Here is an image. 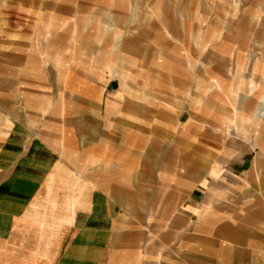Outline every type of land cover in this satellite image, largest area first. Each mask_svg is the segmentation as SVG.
I'll return each mask as SVG.
<instances>
[{"label": "crops", "instance_id": "crops-1", "mask_svg": "<svg viewBox=\"0 0 264 264\" xmlns=\"http://www.w3.org/2000/svg\"><path fill=\"white\" fill-rule=\"evenodd\" d=\"M11 1L9 12L19 29L7 32L2 27L6 2L0 0V30L4 28L0 31V264H148V252L142 247L150 239L145 216L149 210L147 205L134 207L133 200H149L148 183L159 182L147 173L152 144L160 141L162 129L176 128L181 114L151 107L149 89L143 88L155 82L147 75L150 68L139 64L142 59H135L131 77L120 70L121 78L114 71L105 77L98 66L91 76L85 58L75 66L65 53L55 64L53 48H39L35 41L36 10L23 9V0ZM105 1L120 5L117 0ZM247 10L251 21L245 27L252 31V21L258 24L262 15ZM168 14L153 16L148 21L154 24L151 30L139 25L125 39L133 44L137 40L146 49L158 50L159 39H169L165 43L169 45L182 35L177 31L179 20L172 11ZM23 24H29V30H20ZM215 36L223 44L221 31ZM255 40L246 54L253 62L252 75L239 111L221 118L228 134L232 128L242 135L247 127L264 122V114H259L264 95L258 96L254 79L262 45ZM194 43L200 51L205 49L200 31ZM241 51L236 52L238 66L245 58ZM95 59L101 60L98 55ZM210 77L207 86L202 84L205 80L198 81V90L205 95L224 92L222 79ZM124 85L145 93L135 89L120 93ZM54 87H61L62 94L54 97L50 89ZM197 94L199 100L204 97ZM253 144L264 158V140L255 138ZM252 167H258L259 175H237L236 181L222 182L221 197L206 196L204 219L191 226L184 242L178 239V247L189 243L191 264H198L199 248L205 264H264V160H255ZM233 196L236 200L231 203ZM175 197L180 200L182 194ZM188 198V211L198 213L196 195L190 193ZM183 256L175 254V259L187 262Z\"/></svg>", "mask_w": 264, "mask_h": 264}, {"label": "rangeland", "instance_id": "rangeland-1", "mask_svg": "<svg viewBox=\"0 0 264 264\" xmlns=\"http://www.w3.org/2000/svg\"><path fill=\"white\" fill-rule=\"evenodd\" d=\"M35 1L23 0L22 6L36 10L34 30L38 37L35 41L39 48H53L55 64L61 63L62 53H65L71 65L76 66L85 58L86 72L91 76L98 66L105 77H112L114 71L121 78V71L131 77L130 69L137 65L135 59H142L139 64L150 68L147 75L155 82L154 86L143 88V91L149 89L150 100H153L151 107L160 109L164 106L181 114L176 130L161 128L160 141L152 144L157 150L150 151L147 173L155 175L159 182L148 183L149 200L134 199L133 206H148L149 214L145 216L149 219L150 239L142 247L148 252V264H191L188 262L189 243L178 247V239L181 237L184 242L191 226L195 227L204 219L206 196L210 200L221 197L222 182L236 181L237 175H259L258 167L252 166L255 160H264L259 147L253 144L255 138L264 140V122L247 127L242 135L232 128L228 134L221 127V118L239 111L241 96L252 75L253 62L246 54L252 49L254 38L262 45L260 64L254 74L258 84L255 89L259 97L264 95V3L260 5L259 0H117L120 5H113L105 0ZM5 2L7 18L2 27L7 32L19 29L9 12L13 9L9 5L12 1ZM249 8L262 15L258 24L252 21V31L245 27L251 21V15L246 13ZM170 11L179 20L177 31L181 32V38L171 39L169 45H165L169 39H159L158 50L153 46L146 49L139 46L137 40L133 44L131 39H125L139 30V25L151 30L154 24L148 21L155 15L168 16ZM0 25L3 24L0 22ZM161 25L164 29L165 24ZM20 30H29V24H23ZM198 31L206 46L202 51L194 43ZM218 31L224 36L223 44L216 40ZM46 34L48 36L44 38ZM125 41L131 44H125ZM238 50L245 56L239 66L236 64ZM96 55L100 56V61L95 59ZM167 66L175 67L174 71H169ZM181 70L186 71L187 76H182ZM73 73L77 76L78 72ZM210 76L222 79L224 92L209 91L205 95L203 90H198V81L205 80L202 84L207 86ZM166 82L170 83L167 87ZM50 89L54 97L62 94L61 87ZM134 89L137 93H145L140 92L142 88L125 85L120 93ZM198 92L204 95L200 100ZM180 123L182 130L179 133ZM175 193L182 194V198L179 200ZM190 193L196 195L201 205L198 213L193 215L188 211ZM229 200L234 203L236 199L233 196ZM198 250V264H205L202 248ZM175 254L187 256H183L187 262H177Z\"/></svg>", "mask_w": 264, "mask_h": 264}, {"label": "bare ground", "instance_id": "bare-ground-1", "mask_svg": "<svg viewBox=\"0 0 264 264\" xmlns=\"http://www.w3.org/2000/svg\"><path fill=\"white\" fill-rule=\"evenodd\" d=\"M259 107H260L259 114L263 115L264 114V99L262 100V103Z\"/></svg>", "mask_w": 264, "mask_h": 264}]
</instances>
